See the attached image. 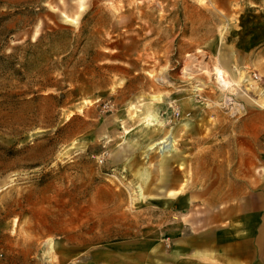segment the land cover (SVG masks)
<instances>
[{
    "label": "rangeland",
    "instance_id": "1",
    "mask_svg": "<svg viewBox=\"0 0 264 264\" xmlns=\"http://www.w3.org/2000/svg\"><path fill=\"white\" fill-rule=\"evenodd\" d=\"M254 2L0 0V55L14 54L15 67L28 42L58 29L33 49L22 82L0 73V264L166 242L177 194L249 145L248 117L264 113V78L237 46L264 18V0ZM168 135L172 150L151 147ZM261 138L258 129L252 146L264 161Z\"/></svg>",
    "mask_w": 264,
    "mask_h": 264
},
{
    "label": "crops",
    "instance_id": "2",
    "mask_svg": "<svg viewBox=\"0 0 264 264\" xmlns=\"http://www.w3.org/2000/svg\"><path fill=\"white\" fill-rule=\"evenodd\" d=\"M251 5L258 3L253 0ZM253 25H246V39L237 46L264 78V18L255 31ZM240 30H234L235 35ZM228 77L237 86L236 77ZM248 119L253 121L245 132L249 145L232 147L234 156L228 163L205 164L213 168V175L177 194L182 213L170 223L165 243L148 237L103 242L61 264H264V161L255 158L252 146L254 132L260 129L264 135V113H251Z\"/></svg>",
    "mask_w": 264,
    "mask_h": 264
},
{
    "label": "trees",
    "instance_id": "3",
    "mask_svg": "<svg viewBox=\"0 0 264 264\" xmlns=\"http://www.w3.org/2000/svg\"><path fill=\"white\" fill-rule=\"evenodd\" d=\"M58 34V29H51L49 31H44L43 33H40L37 37V40L30 43H27V48L24 50V53L22 55L23 63L18 67H15V55L12 53H9L8 55H0V73H7L10 75H14L17 77V80L22 82L25 78V73L28 71V60L29 58H32L36 53H33V49L39 50L43 40L49 39L52 40L53 37H55ZM46 52H48L46 50ZM44 53V51H43ZM42 53V54H43ZM54 53H48L49 61L52 62L51 57H53ZM44 62V61H43ZM27 70V71H26ZM46 70L38 71V79L36 80L39 84H44L43 80L46 79Z\"/></svg>",
    "mask_w": 264,
    "mask_h": 264
},
{
    "label": "bare ground",
    "instance_id": "4",
    "mask_svg": "<svg viewBox=\"0 0 264 264\" xmlns=\"http://www.w3.org/2000/svg\"><path fill=\"white\" fill-rule=\"evenodd\" d=\"M222 72V71H221ZM219 75V74H218ZM220 76H222V79L224 78L223 77V75H220ZM247 78H249L248 76H246L245 78H243V82H249V81H247ZM221 79V80H222ZM222 85V84H221ZM242 88V87H241ZM262 90H257V92H256V95H257V98L258 97H260V98H263L264 99V95H263V92H261ZM263 108H264V106H263ZM156 119V118H155ZM164 138V137H163ZM153 146H156V147H158L157 149H158V151L159 152H164L165 150L166 151H169V150H172L173 149V139H172V137L170 136V135H168L167 137H165L164 139H162V140H160V141H158V142H156V143H154L151 147H153ZM138 192H139V194H138V197H140L141 195H140V189L138 190Z\"/></svg>",
    "mask_w": 264,
    "mask_h": 264
},
{
    "label": "built area",
    "instance_id": "5",
    "mask_svg": "<svg viewBox=\"0 0 264 264\" xmlns=\"http://www.w3.org/2000/svg\"><path fill=\"white\" fill-rule=\"evenodd\" d=\"M258 78L259 77L257 75H255L254 73L252 74V79L254 81H256ZM259 90H262L261 92H263V95H264V86L261 87ZM261 148H262V151H263V154H264V135L261 138Z\"/></svg>",
    "mask_w": 264,
    "mask_h": 264
}]
</instances>
